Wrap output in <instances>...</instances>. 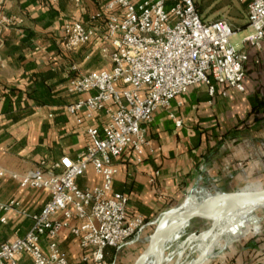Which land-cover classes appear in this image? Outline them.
<instances>
[{"label": "crops", "instance_id": "1", "mask_svg": "<svg viewBox=\"0 0 264 264\" xmlns=\"http://www.w3.org/2000/svg\"><path fill=\"white\" fill-rule=\"evenodd\" d=\"M110 1L0 0V19L4 15L8 18L0 23V166L8 172L23 175L41 162H58L64 156L77 159L89 143L87 129L101 130L104 126V113L79 124L66 111L68 104L80 98L68 92L71 66L88 74L111 64L100 55L98 42L68 52L64 26L73 21L93 24L92 18ZM244 8L246 26L235 30L234 37L243 31L236 45L248 55L245 91L216 86L214 96H210L203 84L191 87L172 101L170 109L156 112L145 133L147 146L141 163L129 150L114 161L118 173L113 190L128 197V217L142 216L145 224L134 240L103 251L106 264H134L154 231L152 223L179 206L191 190L202 199L247 186L264 189V48L258 51L244 43L251 33ZM224 90L226 96L222 95ZM171 113L182 120L180 128H176ZM77 183L84 189L100 184L101 178L89 170ZM10 200H17L29 214H37L49 194L22 188L7 176L0 179V202ZM261 210L253 217L255 212L244 215L246 223L233 229L243 232L248 224L257 228L253 226L239 238L223 237L203 264H264ZM7 218V224L0 222V244L23 237L32 227L31 219L15 212ZM210 226L208 220L195 219L183 232L189 236ZM58 242L70 263L100 264L95 250L84 252L68 230H61ZM47 243L44 238L45 251ZM168 245L174 249L177 243ZM83 256H88L87 262L82 261ZM18 262L31 264L26 255Z\"/></svg>", "mask_w": 264, "mask_h": 264}, {"label": "built area", "instance_id": "2", "mask_svg": "<svg viewBox=\"0 0 264 264\" xmlns=\"http://www.w3.org/2000/svg\"><path fill=\"white\" fill-rule=\"evenodd\" d=\"M238 2L246 6L251 29L244 43L260 51L264 48V0ZM92 19L93 24L73 21L64 26L65 49L73 52L98 42L100 55L111 66L81 74L72 65L68 92L80 98L68 104L66 111L79 124L99 113L107 120L101 130L87 129L89 143L77 159L64 156L58 162H41L23 175L0 166V179L9 176L22 188L49 194L37 214L23 210L17 200L0 202L2 224H7L11 212L32 220L23 237L0 244V264H19L21 255L28 256L31 264H72L59 248L63 229L84 252L95 250L96 260L106 264L103 251L134 240L145 224L142 216L128 217V197L113 190L118 173L114 161L129 150L141 163L145 133L156 112L170 109L172 101L191 87L203 84L210 96L216 86L245 91L248 55L233 44L236 31L226 20L204 19L195 0H112ZM5 22L4 15L0 23ZM226 94L224 90L222 95ZM170 118L176 128L182 126L175 114ZM89 170L101 183L82 189L77 182ZM259 232L260 228L254 234ZM44 238L47 251L42 247ZM88 259L82 257L83 262Z\"/></svg>", "mask_w": 264, "mask_h": 264}, {"label": "water", "instance_id": "3", "mask_svg": "<svg viewBox=\"0 0 264 264\" xmlns=\"http://www.w3.org/2000/svg\"><path fill=\"white\" fill-rule=\"evenodd\" d=\"M263 207L262 188L247 186L239 191L218 192L202 199L191 190L179 206L164 212L152 223L154 231L134 264H148L150 260L153 264H203L228 230L240 223L242 214ZM195 219L210 221V228L186 236L183 231ZM171 241L177 243L174 249L168 245Z\"/></svg>", "mask_w": 264, "mask_h": 264}, {"label": "rangeland", "instance_id": "4", "mask_svg": "<svg viewBox=\"0 0 264 264\" xmlns=\"http://www.w3.org/2000/svg\"><path fill=\"white\" fill-rule=\"evenodd\" d=\"M195 2L201 15L206 20H226L236 31L246 26L245 8L238 2V0H195ZM242 32L243 31L241 30L237 32L238 35L236 37H232L231 40L233 44L240 42ZM254 212L255 213L251 215L252 217L255 214H260L262 210H257ZM195 256L196 255H193V258H195Z\"/></svg>", "mask_w": 264, "mask_h": 264}, {"label": "bare ground", "instance_id": "5", "mask_svg": "<svg viewBox=\"0 0 264 264\" xmlns=\"http://www.w3.org/2000/svg\"><path fill=\"white\" fill-rule=\"evenodd\" d=\"M250 187H251V186H250ZM252 187H253V186H252ZM253 188H257V187H253ZM261 209H264V207H263V208L256 209V210L246 211L244 214H242V215L240 216V219H239V220H240V221H239L240 223L237 224V225H235L234 227H231V228L228 230V232H227L223 237H225V236H229V237H232V238H239V237L242 236L243 233L249 231L253 226L257 228V226H255V225H246V226L244 227V231H243V232H242L241 230L233 229V228H235L236 226H238V225L244 223V221L242 220L244 215H247V214H249V213H252V212H254V211L261 210ZM241 222H242V223H241ZM258 230H259V229H257V231H258ZM223 237H222V238H223ZM215 248H216V247H215Z\"/></svg>", "mask_w": 264, "mask_h": 264}, {"label": "trees", "instance_id": "6", "mask_svg": "<svg viewBox=\"0 0 264 264\" xmlns=\"http://www.w3.org/2000/svg\"><path fill=\"white\" fill-rule=\"evenodd\" d=\"M245 6V5H244Z\"/></svg>", "mask_w": 264, "mask_h": 264}]
</instances>
